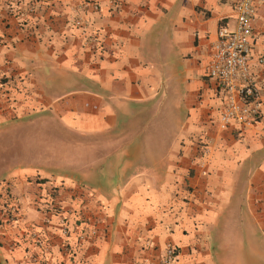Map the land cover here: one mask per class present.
<instances>
[{"label":"crops","instance_id":"crops-1","mask_svg":"<svg viewBox=\"0 0 264 264\" xmlns=\"http://www.w3.org/2000/svg\"><path fill=\"white\" fill-rule=\"evenodd\" d=\"M83 2L0 0V188L18 207L0 198V264H160L167 244L173 264H264V3L259 119L222 128L206 70L236 0Z\"/></svg>","mask_w":264,"mask_h":264},{"label":"built area","instance_id":"built-area-1","mask_svg":"<svg viewBox=\"0 0 264 264\" xmlns=\"http://www.w3.org/2000/svg\"><path fill=\"white\" fill-rule=\"evenodd\" d=\"M264 3V0H261ZM84 7L99 8L98 0H84ZM236 23L233 29L219 26L213 50L207 65L206 76L213 80L224 95L225 102L220 112L219 125L226 128L235 122L243 127L253 125L260 116L259 87L257 79L249 66V54L253 45L252 22L255 8L253 0H236L234 5ZM79 23V21H78ZM261 63L262 57L258 58ZM3 189V198L9 201V217L18 212L16 202L7 190ZM49 211L53 210L52 193L49 195ZM62 234L68 233L64 224ZM36 242L41 241L38 237ZM177 248L167 244L160 264H173L176 261Z\"/></svg>","mask_w":264,"mask_h":264},{"label":"rangeland","instance_id":"rangeland-1","mask_svg":"<svg viewBox=\"0 0 264 264\" xmlns=\"http://www.w3.org/2000/svg\"><path fill=\"white\" fill-rule=\"evenodd\" d=\"M30 134H31V133H30ZM32 135H36V134H35V133L31 134V137H32ZM50 136H52V135H50ZM52 137H53V136H52ZM16 138H19V137H16ZM65 138H67V140L69 139L68 136H65ZM18 140H20V138H19ZM34 142H37V140H36L35 138L32 139V143H33V144L30 145V147H29V149H28V154H34V153H40V154H42L43 151H44L46 154H50V153H49V149H47L46 146L43 147V145H42V140H41V142L39 143V145H34V144H36V143H34ZM45 148H46V149H45ZM14 151H15V153H17V154H22V147H21L20 145H19V147L15 146ZM17 158H19V157H17ZM109 168H110V167H108V166L105 165V167H103L102 169H100V171H101L105 176H107V175L109 174ZM3 176H5V174H0V178H3ZM48 211H49V210H48ZM0 212H1V213H4V215H5L4 217H6V214H8V213L6 212V210H4V209H2ZM51 212H52V210H51Z\"/></svg>","mask_w":264,"mask_h":264},{"label":"trees","instance_id":"trees-1","mask_svg":"<svg viewBox=\"0 0 264 264\" xmlns=\"http://www.w3.org/2000/svg\"><path fill=\"white\" fill-rule=\"evenodd\" d=\"M2 189H3V188H0V198H2V199L4 200V201H3V202H4L3 205H6V204H8L9 202L3 198V194H4V192L2 191Z\"/></svg>","mask_w":264,"mask_h":264}]
</instances>
